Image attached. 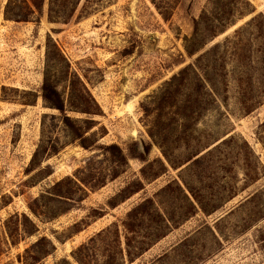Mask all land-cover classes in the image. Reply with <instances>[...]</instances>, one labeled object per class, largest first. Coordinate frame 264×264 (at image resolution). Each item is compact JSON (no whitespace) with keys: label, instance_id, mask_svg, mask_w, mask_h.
I'll return each instance as SVG.
<instances>
[{"label":"rangeland","instance_id":"obj_1","mask_svg":"<svg viewBox=\"0 0 264 264\" xmlns=\"http://www.w3.org/2000/svg\"><path fill=\"white\" fill-rule=\"evenodd\" d=\"M6 2L0 0V264H26L25 249L41 235L53 244L45 264H78L73 251L112 222L124 233L121 219L144 197L170 212V231L124 264H264V0H79L67 19H48L44 4L40 17L19 22L4 19ZM223 8L234 22L189 58L184 44L193 19L205 12L217 30ZM49 38L98 105L86 134L91 149L72 141L39 95L46 51L55 55ZM200 53L218 94L180 78L166 83ZM52 74L65 97L63 73ZM191 92L201 97L186 101ZM68 115L78 124L87 118ZM133 142L140 151L149 146L146 161L118 163L97 147L127 152ZM39 143L58 152L26 174ZM43 168L49 173L40 178ZM77 170L104 184L56 218L34 217L31 200ZM131 180L142 189L110 207ZM14 214L33 219L37 232L10 238L6 222Z\"/></svg>","mask_w":264,"mask_h":264},{"label":"trees","instance_id":"obj_2","mask_svg":"<svg viewBox=\"0 0 264 264\" xmlns=\"http://www.w3.org/2000/svg\"><path fill=\"white\" fill-rule=\"evenodd\" d=\"M78 2L79 0H7L3 16L6 20L17 22L29 21V19L40 17L44 4H47L48 19H67L73 15ZM214 5L217 7V3L214 2ZM160 13L164 19H167L166 13ZM223 13L224 18L220 20L217 30H214L211 26L212 23L208 22V16L205 12L198 18L193 19L192 34L189 38L185 39L184 44L185 54L189 58L198 53L207 40L214 38L217 32L223 31L234 22V19L229 16L225 8H223ZM253 21H250V23ZM49 44L53 47L55 55L53 56V54L49 53V50L46 48V68L43 73L39 95L46 107L57 110L63 126L71 134L72 141H76L85 149H91L96 145L90 142V136L86 134L92 127V116L98 113V105L84 82L75 72L70 70L69 63L50 38L47 41V46ZM203 55L204 53L198 54L192 63L179 69L166 83L169 84L180 78L181 81H186L185 84L192 86L191 89L196 88L198 90L202 87L212 86L214 92L218 94L214 86L213 74L211 73L210 75L207 65L201 62ZM53 68L55 72H62L66 80L67 94L65 97L57 89L52 74ZM192 95L195 96V99L201 97L197 92L194 94L191 92V94H187L186 101ZM188 103H190L189 100ZM68 110L85 115L87 118L83 119L84 124H78L76 120L72 119L68 115ZM97 147L104 148L109 153L111 159L118 163L125 162L127 157L146 161V156L149 152V146H144L143 151H140L134 142L129 146L127 152H124L123 149L115 144ZM57 152L58 147L55 144L52 143L46 148L43 143H39L25 169L26 174H29L34 168L39 167L42 160ZM189 159L192 164L199 161L198 157L194 158L192 156ZM44 169L39 170L40 174L38 176L40 178L45 177L49 173ZM79 171L74 172L72 176H65L53 182L37 198L32 199L28 207L33 216L37 218L42 217L47 220L56 218L80 204L87 196L88 191H93L104 184V180H95L91 183L88 178L79 177ZM117 175L114 172L111 178L113 179ZM173 182L176 183L175 188L184 193V189L175 180ZM141 189L142 185L140 181L131 180L115 196L108 200V205L113 208L118 202L123 201ZM189 203L195 209L194 202L189 200ZM198 206L205 214L210 213L199 202ZM92 212L96 217L103 215L100 210L93 209ZM171 219L172 217L168 210L164 208V210L160 211L153 198L144 197L132 205L125 212L124 218L121 219L125 229L124 233H120L116 221L112 222L109 226L100 229L90 236L86 243L79 245L73 251L72 257L78 264H124L125 260L132 262L170 231L168 222ZM6 226L10 238H17L20 235L31 236L38 230L34 220L25 214H21L20 216L14 214L6 222ZM76 226L77 223L72 225V232L79 231ZM182 243L180 242V245ZM52 248V241L47 236H39L25 249L24 263L45 264L43 259L51 253ZM98 257L101 258V263H99ZM161 257H165V254ZM56 264L73 263L62 258Z\"/></svg>","mask_w":264,"mask_h":264}]
</instances>
